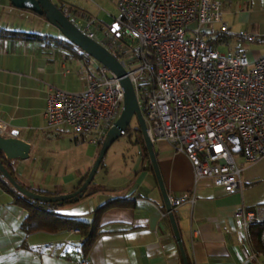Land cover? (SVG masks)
<instances>
[{
  "label": "crops",
  "instance_id": "0c3cea01",
  "mask_svg": "<svg viewBox=\"0 0 264 264\" xmlns=\"http://www.w3.org/2000/svg\"><path fill=\"white\" fill-rule=\"evenodd\" d=\"M52 1L79 9L73 13L95 17L76 5L84 0ZM221 1L229 33L226 41L220 40L216 45L227 51L245 52L251 62H256L264 55V0ZM40 23L47 25L44 31L32 29ZM5 31L37 34L41 38L11 39L2 35ZM65 41L46 19L14 8L8 0H0V122L6 126L5 137L17 131L18 137L31 145L28 161L11 160V163L27 187L60 195L72 193L78 187L97 154L94 148L83 165L61 172H55L43 155L52 138L63 141L72 151L85 143L76 136L71 138L68 134L72 132L66 126L48 129L44 119L49 87L80 92L86 81L79 72L86 66L93 71L98 67L95 60L82 56ZM127 150V155L122 153V159H118V170L105 164L83 199L58 209L64 215L91 217L109 200L132 202L131 207L113 206L100 215L103 234L86 255L81 235L73 236L71 244L65 242L68 232L26 236L21 229L26 210L15 203L16 195L10 188L0 184V264H77L84 259L90 264H183L155 173L150 170L138 173L143 163L139 145L133 144ZM154 150L171 202L185 199L173 208L191 261L264 264V250L256 248L251 231L247 233L236 216L242 209L264 207V156L253 164H244L243 188L229 195L209 180H196L188 157L165 140L158 139ZM238 159L242 161L241 156ZM99 187L104 191H97Z\"/></svg>",
  "mask_w": 264,
  "mask_h": 264
},
{
  "label": "built area",
  "instance_id": "2783aa9c",
  "mask_svg": "<svg viewBox=\"0 0 264 264\" xmlns=\"http://www.w3.org/2000/svg\"><path fill=\"white\" fill-rule=\"evenodd\" d=\"M114 1L118 13L112 25L71 10L67 16L122 64L152 143L165 140L188 157L196 180L236 194L243 188L244 164L264 156V55L251 62L247 53L222 52L214 43L229 33L221 0ZM79 74L86 81L80 92L48 88L45 123L50 130L66 126L99 149L122 113L124 91L120 79L99 63ZM0 132L5 136L2 122ZM230 134L240 138L238 154ZM236 216L247 233L262 226L264 246V207L242 209ZM77 235L68 231L65 242Z\"/></svg>",
  "mask_w": 264,
  "mask_h": 264
},
{
  "label": "water",
  "instance_id": "95a60500",
  "mask_svg": "<svg viewBox=\"0 0 264 264\" xmlns=\"http://www.w3.org/2000/svg\"><path fill=\"white\" fill-rule=\"evenodd\" d=\"M10 4L17 9L27 10L33 12L39 16H46V20L49 24L57 28L63 37L81 49L89 57L93 58L99 64L103 65L111 72H113L117 78L120 79L121 86L124 91V105L122 113L119 119L116 121L115 125L109 130L106 138L100 148L98 157L96 158L89 174L81 187L75 192L62 195H42L28 190L24 186L20 185L8 172L3 163L0 160V173L3 177L12 185V187L22 196H25L34 201H41L47 203H59L63 204L65 202H77L89 188L97 175L100 166L105 159V156L113 145V143L121 137V132L126 131L129 128L130 122L133 117L136 116L139 129L142 133L151 165L153 167L155 176L158 181L160 191L162 193L167 215L169 217L172 230L176 241L179 246V250L182 256L183 264H189L188 256L183 245L182 237L177 225L175 218L174 208L171 203V199L166 190L163 178L159 169L157 162V156L154 150V144L152 143L148 129L143 117V113L139 106L135 89L127 76V72L119 62V60L103 46L86 36L81 32L68 18V16L63 13V11L54 3L52 0H8ZM19 133L14 131L11 137H5L0 132V152L8 160H21L28 161L31 157V145L28 142L21 140ZM229 141L233 144V153L238 154L242 150L240 138L235 134H230L228 136Z\"/></svg>",
  "mask_w": 264,
  "mask_h": 264
},
{
  "label": "trees",
  "instance_id": "16d2710c",
  "mask_svg": "<svg viewBox=\"0 0 264 264\" xmlns=\"http://www.w3.org/2000/svg\"><path fill=\"white\" fill-rule=\"evenodd\" d=\"M66 15L67 8L61 3L56 4ZM88 16V15H86ZM42 18L46 19V16H41ZM2 35L7 38L11 39H39L41 38L40 35L37 34H27V33H19V32H2ZM48 39V37H46ZM45 38V39H46ZM50 40L56 41L55 38H50ZM226 41L227 36H221L217 40H215V44H217L219 41ZM63 43V41H62ZM64 43L71 45L72 48H75L76 51H80L82 56L90 58L86 53L82 52L78 47L70 43L69 41H65ZM131 130L128 128L126 130V135L128 136L131 132ZM137 133V137L135 138L133 144L139 145L142 149V157H143V163L138 173L144 170H150L154 171L153 167L150 162L149 154L142 136V133L139 128L135 130ZM102 146V144H101ZM100 146V147H101ZM100 152V148L98 149V154ZM0 160L5 166V168L8 170V172L12 175V177L22 186L27 188L28 190H31L35 193L42 194V195H60L58 193H50V192H44L39 190H34L30 187H27L24 183H22L17 175L15 166L11 163V160H8L5 158V156L0 152ZM105 160V159H104ZM104 160L100 166V169L104 167ZM90 172V170H89ZM82 179L80 184L76 189H74L75 192L78 190L81 185L84 183L86 178L88 177V174ZM0 184L3 187L10 188V190L16 195L15 203L25 208L27 214L23 220L21 229L23 233L28 236L30 234H34L37 232H48V233H60V232H68L70 230H76L79 232V235L83 238V251L86 254H88L90 247L93 245L95 240L100 237L103 233L101 232V226L99 224V218L100 215L107 209L113 207V206H119V207H131L133 206L132 202L128 199H113L109 200L105 205L98 208L91 217H85V216H74V215H64L58 212V209L66 204L71 203H77L81 199L84 198V196L88 193V191L94 187L95 185V179L92 182V184L89 186V188L85 191L84 195L77 201L73 202H65L63 204L59 203H47V202H41V201H34L32 199H29L25 196H22L19 194L12 185L3 177V175L0 173ZM97 191H104L103 187L97 188ZM262 226L255 225L252 226L251 231V237L253 238L255 242V246L258 249L264 250V246L261 243V234H262ZM189 264H194L191 259L188 257Z\"/></svg>",
  "mask_w": 264,
  "mask_h": 264
},
{
  "label": "rangeland",
  "instance_id": "374dc122",
  "mask_svg": "<svg viewBox=\"0 0 264 264\" xmlns=\"http://www.w3.org/2000/svg\"><path fill=\"white\" fill-rule=\"evenodd\" d=\"M63 4V3H61ZM66 6L67 10H71L77 12L79 9L71 6L70 4H63ZM79 7L87 9L90 13H92L95 18L101 22L112 25L114 23V19L117 16L116 5L114 0H84L80 3H77ZM77 14V13H76ZM81 15V14H78ZM45 23H40L38 26H32V29L35 31H44ZM222 52H226L227 48H222ZM93 59V58H92ZM97 62V61H96ZM98 63V62H97ZM139 128V123L136 116L133 117L130 122L129 129L131 130L128 136H121L118 140H116L113 145L108 150L105 160V164L112 165L111 169L118 170V159L121 158V154L124 153L127 155L129 152L127 149L132 148L133 142L137 137V133L135 130ZM71 138H75L73 133L68 134ZM85 142V141H84ZM74 145V143H73ZM101 148V147H100ZM94 150V147L88 144L87 142L82 143L80 147L75 150H69L66 144L63 141H58L56 138H52L47 147L43 150V155L46 156V159L49 160V165L52 166L55 172H61L64 168L75 167L80 164H84L86 155H91ZM98 157V149L96 158ZM130 172V171H129ZM100 176H97V178ZM96 178V180H97Z\"/></svg>",
  "mask_w": 264,
  "mask_h": 264
}]
</instances>
